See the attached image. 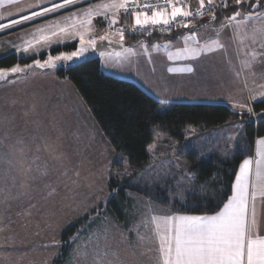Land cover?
<instances>
[{
  "label": "rangeland",
  "instance_id": "obj_1",
  "mask_svg": "<svg viewBox=\"0 0 264 264\" xmlns=\"http://www.w3.org/2000/svg\"><path fill=\"white\" fill-rule=\"evenodd\" d=\"M97 1L81 0L65 9L66 14L57 11L32 20L34 23L0 30L1 34L23 27L0 37V59L11 54L35 58L29 64H19L21 68L32 65L25 72L0 81V264H54L67 244L70 249L65 264H159L151 220L156 213H171L170 208L129 192L123 216L114 218L109 211V202L116 195L108 186L111 176L131 179L142 189L166 190L175 204L203 188L195 185L196 175L188 168L189 154L196 153L199 161H205L214 152L227 158L234 153L243 127L240 121L209 130L187 127L181 142L154 129L151 145L155 147L152 151L148 148L152 164L138 170L125 155L114 152L74 84L58 76L57 68L75 57L58 61L54 68L35 67L36 60L44 63L49 56L77 51L79 36L54 37L50 44L36 45L27 54L16 51L38 28L63 25L72 13L80 15L102 3ZM96 17L100 16L93 18L86 39L93 38ZM222 19L225 15L218 18L216 29ZM255 26L260 27L261 22ZM206 27L187 32L184 28L173 38L142 37L128 43L124 38L125 49L131 51L103 54L102 71L152 94L161 104L159 113L172 103H198L226 105L235 113L247 114L233 105L252 107L258 101L250 97L264 92V38L257 34L253 42L252 22L241 25L242 42L234 39L231 28H224L218 38L223 48L189 58L190 53L182 51L186 46L200 48L217 39L213 29ZM193 32L199 44L188 41L186 45L183 36ZM109 37L120 39L116 34ZM74 42L76 50L52 53V49ZM189 67L191 72L184 70ZM81 222L75 236L64 240L63 235Z\"/></svg>",
  "mask_w": 264,
  "mask_h": 264
},
{
  "label": "snow or ice",
  "instance_id": "obj_2",
  "mask_svg": "<svg viewBox=\"0 0 264 264\" xmlns=\"http://www.w3.org/2000/svg\"><path fill=\"white\" fill-rule=\"evenodd\" d=\"M4 2L13 4L18 0H0V3ZM78 2L79 0H63L62 3H53L51 7L33 12L30 16H24L22 21L15 20L10 25L0 24V30L56 12ZM232 5L236 7L233 8ZM229 8H231V15H225L219 29L213 28L217 39L206 41L200 48L186 46L182 50L183 53H190L189 58H195L201 52L209 53L221 49L224 47L218 39L221 30L231 28L234 39H241V25L246 26L248 22L253 23V42H256L257 34L264 38V3H261V0H199V7L194 10L190 9L184 0H165L163 6L147 3L144 0H103L100 4L90 6L80 15L72 13L66 18L68 22L63 25L53 23L47 28H38L35 33H32L31 39L25 40L23 44L16 47V51L27 54L36 45L50 44L54 37L79 36L80 48L70 55L49 56L44 63L39 60L35 61V67L54 68L58 61H71L74 57H81L87 50L86 46L96 48L94 37L85 38L87 32L92 30V20L95 16H103L105 20H108L109 28L118 23L121 14L125 18L130 16L134 19L133 31L147 29L149 26L167 28L174 22L179 27L189 28V18L208 16L210 18L208 23H210L218 18V13ZM178 17L183 19L178 21ZM257 21L261 22L260 27L255 26ZM78 29H83V31ZM115 34L119 35L121 40L124 39L123 29L117 30ZM100 39L107 40L108 35H103ZM183 39L186 45L188 41L199 44V41H196L195 32L191 35H184ZM261 46L264 48V43ZM125 51L130 52L131 49H125ZM180 54L177 53V55ZM252 55L255 59L256 53L253 52ZM173 58L169 55V59ZM29 67L32 65L21 68L19 64H16L9 69H0V81L23 73ZM184 70L191 72L192 68ZM250 100L264 102V92L258 96H251ZM233 107L240 108L242 112L246 111L251 117L258 115L251 106L236 104ZM260 115L264 116V113ZM18 143L23 142L18 141ZM154 147L155 145H149V151H152ZM238 147L243 149V145ZM20 152L23 154V149ZM18 163L23 165L22 161ZM184 179H188L186 174ZM258 200L264 202V137L257 141L255 158L244 159L240 164L231 186V195L226 197V202L215 214L173 213L152 217L151 222L155 226L154 235L158 242L159 264H264V234L259 231L256 214Z\"/></svg>",
  "mask_w": 264,
  "mask_h": 264
},
{
  "label": "trees",
  "instance_id": "obj_3",
  "mask_svg": "<svg viewBox=\"0 0 264 264\" xmlns=\"http://www.w3.org/2000/svg\"><path fill=\"white\" fill-rule=\"evenodd\" d=\"M261 3H264V0H261ZM232 7L236 6L232 5ZM223 15H231V8L218 13V18ZM122 19L128 20L123 17ZM99 22L104 31L106 23L102 20ZM21 28L23 27L3 32L0 37ZM180 32L182 30L169 36L151 35L144 38H173ZM125 38V42L128 43L142 37ZM77 47V43L74 42L54 48L52 53L73 51ZM34 60L35 58L25 59L11 54L0 59V68L29 64ZM57 74L60 78L68 79L74 84L114 152L117 155H125L129 164L138 170L145 169L153 161L148 148L154 141V129H160L181 142L184 140L183 131L190 126H203L204 130H209L234 121L242 122L243 127L237 137L234 153L229 158L219 152L212 153L205 161H199L196 153L188 155V168L197 178L195 185L200 184L203 188L201 193L189 194L183 202H176L173 205L166 190L142 189L132 184L131 179H121V181L117 176H111L108 186L116 195L109 202L112 206L109 211L114 218L123 216L129 201L127 198L129 192H135L161 207L170 208L171 213L215 214L226 202V197L231 195V186L240 164L244 159L254 155L256 140L264 137V116L260 115L264 113V102L252 104L253 111L258 114L255 117L235 113L226 105L198 103H172L165 112L159 113L158 109L161 106L159 101L136 83L105 74L102 71L100 59L87 58L75 66L59 69ZM239 145H243L242 150L238 147ZM85 220H88V217ZM80 224L82 222L69 229L63 235V239L74 237ZM69 246V244L64 246L62 258L56 260L54 264H65Z\"/></svg>",
  "mask_w": 264,
  "mask_h": 264
},
{
  "label": "crops",
  "instance_id": "obj_4",
  "mask_svg": "<svg viewBox=\"0 0 264 264\" xmlns=\"http://www.w3.org/2000/svg\"><path fill=\"white\" fill-rule=\"evenodd\" d=\"M79 1H81V0H79ZM62 2H63V0H18L17 3H13V4H7L6 2L0 3V17H2V19H0V24L10 25V24H12V21H15V20H21L22 21V18L24 16H30L33 12H39V11H42L46 7H51L53 3H62ZM100 2H103V0L97 1V3H100ZM198 4H199V0L198 1H191V2H189V4H186V5L190 9H195L198 6ZM69 7H67V8H69ZM67 8H62L58 11H62V14H66L65 9H67ZM69 12H71V11H69ZM54 13H57V11L48 13L47 15H44V16H39V17L33 19V21H35V20L37 21V19L45 18V17H47L51 14H54ZM96 19H97V27H96L95 32L93 33L94 34L93 37L95 38V36L97 35L95 38L96 43H97L98 41L101 40L100 37L103 35H106V33L104 31H102V27L99 24V20L104 19V17L100 16V17H96ZM209 19H210L209 17H205L204 19L199 20V21L189 22V28H186V32L190 31L191 29H198V28H202L204 26L205 27L207 26L206 28L211 27L212 29L217 28L219 22L211 21L210 23H208ZM222 20H224V19H222ZM29 21L31 22L32 20L23 21L21 23H29ZM126 21L128 22V20H125V19L123 21L121 15H120L119 23L126 22ZM15 25H17V24H15ZM15 25H13L11 27H6V28H4V30L13 28ZM118 41H124V39L123 40L119 39ZM257 141L255 142L254 155L251 158H255V156H256ZM248 159H250V158H248ZM142 170L144 171V169H142ZM238 171H239V168H238ZM145 189H149V187H146ZM170 214H173V213H168V214L156 213V214H154V216H162V215H170ZM256 214H257L259 231L261 234H264V202H262L260 200H258L256 203ZM151 226H152V232L154 234L155 226L152 222H151ZM154 238L156 240L155 235H154ZM156 245L158 248L157 240H156ZM158 255H159V253H158Z\"/></svg>",
  "mask_w": 264,
  "mask_h": 264
},
{
  "label": "built area",
  "instance_id": "obj_5",
  "mask_svg": "<svg viewBox=\"0 0 264 264\" xmlns=\"http://www.w3.org/2000/svg\"><path fill=\"white\" fill-rule=\"evenodd\" d=\"M191 1H198V0H184L185 4H189ZM144 2L151 3V4H158V5H165V0H144ZM179 6V5H178ZM199 7V4L196 8ZM195 8V9H196ZM194 10V9H193ZM123 18L124 15L121 14ZM205 17H195V18H189V22L199 21L204 19ZM128 22L127 23H119L117 25L112 26V28H109L108 23L105 24L104 31L107 32V35L110 36V34H115L117 30L123 29L124 38L125 37H146L151 35H164L169 36L174 34L177 31H181L184 28L177 26V24L174 22L171 26L165 28L163 26H149L147 29H136L133 31L134 26V19L132 17H127ZM183 18L178 17L177 20H181Z\"/></svg>",
  "mask_w": 264,
  "mask_h": 264
},
{
  "label": "water",
  "instance_id": "obj_6",
  "mask_svg": "<svg viewBox=\"0 0 264 264\" xmlns=\"http://www.w3.org/2000/svg\"><path fill=\"white\" fill-rule=\"evenodd\" d=\"M87 47V50L83 53V55L79 58L73 59L70 63L65 64L57 68V70L61 68H68L75 66L76 64L82 63L87 58H97L100 59L105 53H115V52H124L125 51V42L114 40L108 37L107 40H100L96 43V48L93 49L91 47Z\"/></svg>",
  "mask_w": 264,
  "mask_h": 264
}]
</instances>
